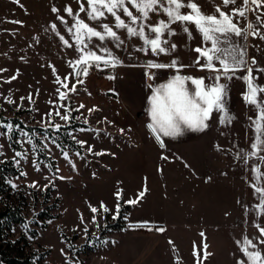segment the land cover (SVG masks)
Instances as JSON below:
<instances>
[{"label":"rangeland","instance_id":"1","mask_svg":"<svg viewBox=\"0 0 264 264\" xmlns=\"http://www.w3.org/2000/svg\"><path fill=\"white\" fill-rule=\"evenodd\" d=\"M139 2L124 4L135 22L115 12L142 37L115 27L107 0H0V264H264V91L252 95L245 67L221 75L223 110L204 135L160 138L144 110L153 82L184 71L209 85L223 65L207 67L197 10L179 9L192 22L172 20L175 5L158 0L144 17ZM178 2L226 13L243 34L221 46L244 50L253 87L264 88V0ZM92 7L103 17L91 20ZM80 20L102 34L108 24L119 40L87 41ZM156 34L163 52L146 43Z\"/></svg>","mask_w":264,"mask_h":264},{"label":"snow or ice","instance_id":"2","mask_svg":"<svg viewBox=\"0 0 264 264\" xmlns=\"http://www.w3.org/2000/svg\"><path fill=\"white\" fill-rule=\"evenodd\" d=\"M86 2L89 6L104 5L106 0H86ZM130 2L135 3L136 0H130ZM167 2L169 4H174L176 8L175 13H173V11L171 10H168V16L172 20L192 22L193 16L191 14H181L179 12V9L181 7H189L191 9L197 10L199 19H196L195 23L198 29L202 32L205 40L211 42L210 51L213 53V55H209L207 51L203 52V55L207 57L209 62L207 67L213 68V59L219 61L223 65L222 70L213 69L219 74L210 78L213 81L212 84L200 87V85H202L203 83V78L193 79L192 83L198 86L194 94L190 95L184 88L182 82L184 78L177 76L174 81H170L167 85L160 86L159 95L154 94L151 97V114L153 122L157 126L154 131L163 133L165 136H174L182 131V124L187 125L189 128L196 129L206 127L207 125L205 124V121L210 118L211 112L213 110H223L222 100L224 85L218 83L221 75L230 78V72L232 74H235V71L239 67H245L249 76H245L243 78L250 81L248 87L252 95L254 96L258 90L264 91V88H260L259 86L253 87L250 77L254 69L247 66V61L244 58V50L236 49V54L232 55L227 51L226 48L221 46V36L227 37L229 34L241 36L243 34L242 31L234 23H232L229 16L225 12L217 8L216 11L221 17V19H218L216 15H201L198 10V5L195 2H189L187 4H181L178 2V0H167ZM223 2L225 5H229L235 3V0H223ZM253 2H255V0H253ZM159 3H164V0H159ZM243 3L247 4L248 0H243ZM107 4V12L115 16L116 28L126 29L129 36H144L143 28L140 31H136L127 23H125V21L122 20L119 15H116L115 9L121 8L124 14L131 18L132 22H135L139 19V16L133 15V13L127 7H124L125 0H107ZM157 4L158 0H140L139 5L137 6V11L142 13L144 17H147L148 10H154L153 6ZM53 11L57 10L53 9ZM65 11H67L70 15H73L71 8H66ZM80 11L84 12L86 11V9L81 6ZM236 11L240 16H244L243 10L236 9ZM87 15L91 18V20L97 21L99 17H103L104 12L103 10H101V8L92 7L91 11H87ZM61 21L64 22L63 17H61ZM80 24L84 29H87V32L84 34L87 36V41H91L93 37H97L99 40L103 41L106 36L111 37L114 40H119L116 31L112 30L108 24L100 25V27L103 29V34L100 30H97L95 26L90 27L83 20H80ZM160 24L164 25V21L161 20ZM248 27L252 28V25L249 24ZM53 28H55V25H53ZM152 31L154 33H158L159 29H152ZM69 32L75 35L78 45L84 44L85 47H88V44L80 34L79 29H76V31L74 32L73 28L70 27ZM261 38H264V36H262ZM61 39L63 40L64 38L61 37ZM64 42L66 44L68 43V41L66 40ZM120 43H122V41H120ZM146 43L151 45L153 52L157 50H159L160 52L164 51V48L161 47V37L159 34H156L155 38H149ZM163 43L166 44L167 41L165 40L163 41ZM100 51L107 52V49L101 47ZM196 51L200 52L201 49L198 48L196 49ZM89 55L94 57L95 65L99 67V62L102 60V56L95 54V52L93 51H90ZM229 58L231 61V67L228 63H225V61ZM252 63H257L254 57L252 59ZM105 66H107V62H105ZM82 70L86 74L88 69L87 67H84L82 65ZM245 98L248 99V97ZM252 102L256 103L255 100H253ZM261 103H264V101H261ZM65 119H67V117H65ZM149 128H153V125L150 124ZM253 147H256V145L253 144ZM17 155H19V153H17ZM256 191L264 193V190H262L261 188H256ZM140 196H143V192L140 193ZM261 199L264 200V194H262ZM129 203H135V201H129ZM118 208L119 205H117V209ZM92 211L96 212L97 209L93 208ZM104 211H108V209L105 208ZM158 230L162 231V229ZM261 231L264 232V228H262ZM249 243H251V241H249Z\"/></svg>","mask_w":264,"mask_h":264},{"label":"crops","instance_id":"3","mask_svg":"<svg viewBox=\"0 0 264 264\" xmlns=\"http://www.w3.org/2000/svg\"><path fill=\"white\" fill-rule=\"evenodd\" d=\"M177 76L184 78L182 81L184 88L188 91V93L190 95L195 93L198 86L196 84L192 83V80L198 79L200 77H198L195 74L184 72V71L170 72V73H167L165 75L160 76L158 79H156L153 82V84L151 85V88L149 89V91L147 93V98L145 100L144 110H145V117H146L147 123H148V125H150V124L153 125V128H151V129L156 135H158L160 138H162L163 140H165L167 142H170L173 144H182V143H180V141H182V142H184L186 140H187V142H190L192 140L195 141L198 138H200L202 135H204V133L212 125V122H213L214 117H215V110H213L211 112L210 118L205 121V124L207 125L206 127L196 129V128H189L187 125L182 124L181 125L182 131L179 134L174 135V136H165L163 133L154 131V129L157 126L154 124L152 114H151V109H152L151 97L154 94L159 95L160 94V86L161 85H167L170 81H174ZM187 78H192V79H187ZM204 85H208V84L205 81H203V83H202V85H200V87H203ZM205 90H207V89H205Z\"/></svg>","mask_w":264,"mask_h":264}]
</instances>
